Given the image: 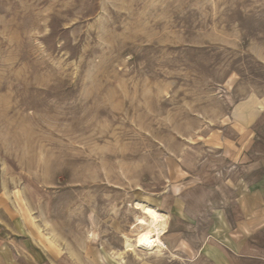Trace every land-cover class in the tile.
Here are the masks:
<instances>
[{
	"label": "rangeland",
	"instance_id": "rangeland-1",
	"mask_svg": "<svg viewBox=\"0 0 264 264\" xmlns=\"http://www.w3.org/2000/svg\"><path fill=\"white\" fill-rule=\"evenodd\" d=\"M254 183L264 0H0V264L154 261L139 200L211 199L173 233H261Z\"/></svg>",
	"mask_w": 264,
	"mask_h": 264
},
{
	"label": "crops",
	"instance_id": "crops-1",
	"mask_svg": "<svg viewBox=\"0 0 264 264\" xmlns=\"http://www.w3.org/2000/svg\"><path fill=\"white\" fill-rule=\"evenodd\" d=\"M261 114V111L258 114H250V116L245 114L241 116L240 121L243 122V125L250 126L257 121ZM262 188L260 183H254L251 192L246 195L248 205L239 202L243 213L247 211L246 206L251 207L250 203L254 201L255 204L251 210L254 215L257 214V210L264 202L261 194ZM193 201L197 203L198 209L193 207L190 202L179 199L176 201V205L178 208H182V214H177L176 207L163 210L168 216V228L163 235L167 248L163 249L162 254L156 256L154 261L141 264H264V241H260L264 236V231L255 234L242 232L239 238L234 237L232 232L217 233L211 229L193 233L177 229L173 233L170 228L173 218L181 222L195 221L197 218H201V213L211 205V199L205 196ZM240 201L242 202V200ZM213 220H215L214 216ZM223 220L228 221L226 218ZM172 240H176V242L171 243ZM187 260L190 261L186 262Z\"/></svg>",
	"mask_w": 264,
	"mask_h": 264
},
{
	"label": "bare ground",
	"instance_id": "bare-ground-1",
	"mask_svg": "<svg viewBox=\"0 0 264 264\" xmlns=\"http://www.w3.org/2000/svg\"><path fill=\"white\" fill-rule=\"evenodd\" d=\"M137 207L145 213V226L140 229L135 236L136 246L149 252L155 251V249L162 251V248L166 246L163 235L168 228V216L166 213L161 212L156 205L146 200H139ZM126 239L125 250L133 246L131 239Z\"/></svg>",
	"mask_w": 264,
	"mask_h": 264
}]
</instances>
